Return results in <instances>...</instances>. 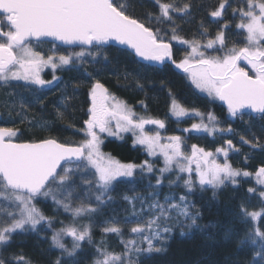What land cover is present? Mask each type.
<instances>
[{
	"label": "snow or ice",
	"instance_id": "1",
	"mask_svg": "<svg viewBox=\"0 0 264 264\" xmlns=\"http://www.w3.org/2000/svg\"><path fill=\"white\" fill-rule=\"evenodd\" d=\"M242 2L246 9H239L240 22L236 27L242 30L246 43L227 47L224 30L217 32L214 38H206L207 42L202 46L199 40L184 39L177 32L173 13L190 15L191 5L154 0L160 13L154 22H170V41H177L191 49L183 60L177 62L173 59L172 44L165 42L161 29L157 27L153 30L141 19L133 17L129 13L131 5L126 0H0V18H3L0 21V84L23 81L41 89L52 88L59 77L53 75L52 80L43 79L41 72L45 68L51 67L54 73L58 67L85 63L86 56L95 58L103 46L116 42L131 49L143 61L160 65L170 61L177 69L187 73L202 92L225 102L230 116L242 118L244 110L249 109L264 119V0ZM227 3L228 0H222L210 15L221 17ZM236 12L233 9L234 15ZM152 22L149 14V23ZM223 27L227 28V23ZM206 32L207 29H204L202 35ZM49 40L82 47L80 51L59 55L56 62L55 55L45 58L33 47V42L45 43ZM208 50L221 54H208ZM242 61L249 67L242 66ZM87 75L91 76V73ZM138 87L143 88L139 84ZM169 94L171 96V92ZM88 96V119L84 121V127L78 129L83 132L84 138L78 143L65 144L54 138L17 142L19 132L16 128L0 127V218L8 217L7 222L0 224V264H31L22 255L6 261L3 254L11 245L15 233L35 232L42 223L52 227V218L46 216L35 203L39 197L51 198L56 206L72 216L71 223L63 225L51 236L52 246L61 251V257L56 259L55 264H62V261L63 264H79L77 252L84 242H92V224H82L80 220L97 212L96 207L84 203V200L94 199L97 205L106 204L114 199L112 193L121 178L133 177L137 168L141 172L153 171V165L148 161L141 165L121 163L103 152L105 134L123 139L122 133H131L134 146H144L150 156L161 155L164 167L160 169L157 185L163 183L164 174L172 172L175 167L178 173L187 174L183 185L188 192L194 191L198 184L201 191L210 188L216 196L228 185L238 186L240 181L237 178L254 176L255 183L260 186L258 195L264 199V166L255 173L233 167L228 160L229 151L239 149L230 139L226 141L227 147H218L215 153L197 145H192L190 153H186L181 136H168L167 142L161 143L159 131L149 133L145 130L149 124L164 129V120L137 116L99 80L90 86ZM20 107H24L22 102ZM170 113L178 122L184 117H199L200 122L183 129L184 132L207 133L209 136L217 132H232L231 128H220L214 114L205 116L198 110H189L175 98H172ZM58 115L63 117V113ZM241 140L249 143L243 137ZM221 155L223 163L217 159ZM77 178L87 187L84 189L85 196L78 198L80 203L73 207L72 195L76 191ZM180 180L181 176L177 175L175 180L169 178V184ZM247 191L253 193L256 189L250 187ZM58 193L62 194V198ZM123 199L132 206V215L137 217L126 218L125 221L134 225L130 232L135 234V238L121 240L124 244L122 253L97 247L93 264H139L138 258L142 253L149 256L165 253L172 233L170 223L183 218L189 228L196 227L201 216L199 211H190L185 195L178 197L179 202L173 196H166L161 202L156 195L150 201L127 195ZM137 199L139 212L136 210ZM241 213L245 218L258 221L264 215V209L249 212L242 205ZM101 230L106 234H122V227L115 220ZM181 235L185 233L181 232ZM67 237L71 238V247L65 243ZM247 238L255 246L253 264H264V231L256 226ZM64 257L71 259L64 260Z\"/></svg>",
	"mask_w": 264,
	"mask_h": 264
},
{
	"label": "trees",
	"instance_id": "2",
	"mask_svg": "<svg viewBox=\"0 0 264 264\" xmlns=\"http://www.w3.org/2000/svg\"><path fill=\"white\" fill-rule=\"evenodd\" d=\"M126 2L131 5L129 13L133 17L141 19L153 30L157 27L161 29L165 42L172 44L174 60L180 62L191 51L187 45L170 41V22L164 21L161 24L154 22L160 14L159 6L154 0H126ZM162 2L181 6L185 3L191 5L190 15L173 13L177 32L186 40H199L202 46L207 42L206 38H214L217 32L224 30L227 47L233 44L243 46L246 43L242 30L236 27L240 22L239 9H246L242 0H228L225 11L219 18L212 17L210 13L219 7L222 0H162ZM233 9L237 10L235 15ZM149 14L152 23H149ZM225 23L228 25L227 28L223 27ZM204 29H207V32L202 35ZM53 45L33 43L34 50L39 51L45 58L81 50V48L63 49L58 46L54 48ZM208 54L221 53H213L211 50ZM84 59L85 63L60 67L54 73L50 69L44 76L45 80H52L53 75L59 77L52 88L41 89L35 85L13 81L7 85L0 84V127L16 128L19 132L17 142L54 138L65 144L78 143L84 138L83 132L78 129H82L84 121L88 119L89 88L99 80L112 95L130 106L137 116L164 120L166 124L164 129H157L155 125L149 124L151 132L159 131L163 136H181L184 141L183 149L186 151H190L192 145L211 152L225 146L221 137L185 134L183 129L191 127L193 123H199L200 119L194 117L178 122L170 113L172 98L189 110H198L205 116L208 113L214 114L219 127L231 128L233 135L236 134L240 141V143L236 142V146L242 148L241 158L238 160L239 163L236 161L238 158H231L232 166L252 173L264 166V122L250 117L247 118L250 120L249 124H246L240 121V116H230L218 99H213L198 89L189 75L176 71L173 64L150 67L138 62L130 52L111 45L103 46V50L95 58L86 56ZM88 73H91V76L87 75ZM138 84L143 88L138 87ZM66 97L68 99H65ZM21 102L24 104L23 108L20 107ZM58 113H63V117L61 118ZM241 137L249 143H244ZM133 141L132 137L123 140L104 138L102 151L121 163L141 165L148 161L153 165V171L149 173L139 170L131 179L123 178L118 181L112 193L114 199L106 204L97 205L94 199L84 200V203L96 207L97 212L80 220L82 224H92V242H84L82 249L77 252L76 258L79 264H93L97 256V247L102 246L110 252L122 253L124 244L121 240L135 238V234L130 232V228L134 225L125 221L126 218L137 217L132 215V206L123 199L125 195L144 197L148 201L156 195L161 202L166 196H173L179 202L178 197L185 195L190 211L201 213L196 227L189 228L187 222H183V218L179 221L174 219L170 223L172 233L167 242V252L153 253L150 256L142 253L138 258L139 264H253L255 246L250 243L247 236L256 226L264 231V215L258 221H252L250 217H243L241 206L243 205L249 212L264 209V199L258 195L260 186L255 183V179L237 178L240 181L238 186L228 185L219 190L216 196H213L210 188L201 191L198 184L194 191L188 192L183 185L182 177L180 181L170 185L169 178L175 180L179 175L176 173V175L165 173L163 183L157 185V179L161 176L160 169L164 167L163 159L151 158L143 147L134 146ZM253 144L258 148L253 147ZM219 161L224 162L223 159ZM75 184L76 191L72 195L73 207L80 203L78 198L85 196L84 189L87 187L81 184L78 178ZM250 187L256 189V192L249 193L247 189ZM57 195L62 198V194ZM35 203L46 216L52 218V227L49 228L46 223H42L35 232L15 233L11 245L3 254L6 261L10 262L13 256L22 255L31 264H55L56 259L61 257V251L51 244V236L54 231L72 222L71 213L56 206L51 198L39 197ZM136 210L137 212L140 210L138 199ZM113 220L121 225V235L106 234L101 230ZM7 221L6 215L0 218V224ZM181 232L185 235H181ZM241 240L244 241L243 244L240 243ZM65 243L71 247V238H65ZM68 259L71 258L64 257V260Z\"/></svg>",
	"mask_w": 264,
	"mask_h": 264
},
{
	"label": "rangeland",
	"instance_id": "3",
	"mask_svg": "<svg viewBox=\"0 0 264 264\" xmlns=\"http://www.w3.org/2000/svg\"><path fill=\"white\" fill-rule=\"evenodd\" d=\"M2 21V20H1ZM201 50H204L203 49V47H201ZM54 51V50H53ZM208 51H211V50H208ZM56 62H58V57H57V61ZM242 63H244L243 61L241 62V64ZM60 67H58L55 71H57L58 69H59ZM50 69H51V67H47V68H45L42 72H41V76H42V78L44 79V76H46V74H48L49 72L48 71H50ZM52 70V69H51ZM53 71V70H52ZM10 82H12V81H10ZM13 82H23V81H13ZM24 83V82H23ZM56 83H57V81H56ZM54 86V85H53ZM46 88V87H45ZM48 88V87H47ZM206 93V92H205ZM207 94V93H206ZM250 116V115H249ZM188 119H190V118H188V117H184V118H182L180 121H186V120H188ZM193 119V118H192ZM240 121L241 122H243V123H246V124H249V119H247V117H245V116H242V118L240 117ZM262 121V120H261ZM189 128H191V127H189ZM221 128V127H220ZM223 129V128H222ZM145 130L146 131H148L149 133H153V132H151V130H150V128H149V126L147 125V126H145ZM184 132V131H183ZM185 134L186 133H188V134H196V135H203V136H205L207 133H196V132H184ZM122 136H123V139L124 138H126V137H132L133 138V140H134V137L132 136V134L131 133H122L121 134ZM160 135H161V133H160ZM236 135V134H235ZM235 135H233V132H231V133H229V132H227V131H224V132H217L215 135H213V136H216V137H221V139H223L222 141H223V144H224V146L225 147H227V144H226V141L227 140H231L232 141V143L235 145V148L236 149H239V151H235V150H230L229 151V156H228V160H229V162H230V159L231 158H238L236 161H238V160H240V158H241V150H242V148L240 147V146H236L237 145V143H240V141H238V136H235ZM161 137H162V139H161V143H166L167 142V137L168 136H163V134L161 135ZM105 138H114V139H117V140H123V139H119V138H117V137H108V136H106V134H105ZM237 142V143H236ZM135 146H137V147H140V148H142L143 147V149L146 151V149L144 148V146H141V145H135ZM264 146V145H263ZM255 148H258V146H256ZM186 153H190V151H186V150H184ZM207 151V150H206ZM209 151V150H208ZM147 152V151H146ZM213 153H215V152H213ZM147 155H149L148 154V152H147ZM150 156V155H149ZM151 158H156V157H159V158H161V159H163V157L161 156V155H156V156H150ZM217 159L218 160H224V158H223V156L221 155V156H218L217 157ZM220 162V161H219ZM163 163H164V160H163ZM237 163H239V161L237 162ZM194 167V166H193ZM140 169L139 168H137V170H136V172H138ZM135 172V173H136ZM249 172H251V171H249ZM171 173H174V175H176V174H179L182 178H186V176H187V174L186 173H178V171L175 169V167L173 168V171L172 172H169V173H167V174H171ZM176 173V174H175ZM253 173H255V172H253ZM132 178V177H131ZM131 178H124V179H131ZM176 178V177H175ZM194 178H196V176H195V172H193V179ZM249 178H253L254 179V176L253 177H249ZM121 179H123V178H121ZM243 179H246V178H243ZM176 221H179V220H176Z\"/></svg>",
	"mask_w": 264,
	"mask_h": 264
},
{
	"label": "water",
	"instance_id": "4",
	"mask_svg": "<svg viewBox=\"0 0 264 264\" xmlns=\"http://www.w3.org/2000/svg\"><path fill=\"white\" fill-rule=\"evenodd\" d=\"M0 21H1V19H0ZM33 43H35V42H33ZM45 43H52V44H54L55 46L61 47V48H63V49H77V48H81V47H82V46H68V45L60 44L59 42L51 41V40H49L48 42H45ZM108 45H111V46H113V47H116V48H119V49L125 50V51L130 52L131 54L134 55V53H133V51H132L131 49L127 48L126 46L119 45V44L116 43V42H110ZM105 46H106V45H105ZM172 51H173V49H172ZM134 56H135V55H134ZM135 57H136V56H135ZM136 58L138 59V62H141V63L147 64V65H149L150 67H161V66H163L164 64H167V63L172 64L170 61H165V63H164L163 65H160V64H156V63H149V62H147V61H143V60L140 59L139 57H136ZM173 65H174V64H173ZM174 67H175V65H174ZM175 69H176V71H178V72H183L182 69H177L176 67H175ZM183 73H184V72H183ZM185 74H187V73H185ZM218 100H219V99H218ZM219 101H220V100H219ZM220 103H221L222 106H224V107L228 110V108H227V104H226L225 102L220 101ZM244 113H246V114H250V115L253 116L254 118L257 117V116H260V114L255 113V112H252V111L249 110V109H245L244 112H243V114H244Z\"/></svg>",
	"mask_w": 264,
	"mask_h": 264
},
{
	"label": "flooded vegetation",
	"instance_id": "5",
	"mask_svg": "<svg viewBox=\"0 0 264 264\" xmlns=\"http://www.w3.org/2000/svg\"><path fill=\"white\" fill-rule=\"evenodd\" d=\"M242 66H244L245 68H248L249 66L248 65H246V64H244V63H242L241 64ZM250 74H252L251 72H250ZM225 109V108H224ZM246 116L245 117H247V118H250V117H252L253 118V116H251L250 114H246V113H244ZM250 115V116H249ZM259 119H261V118H259ZM258 119V120H259ZM255 120H257V119H255ZM263 122H264V119H261Z\"/></svg>",
	"mask_w": 264,
	"mask_h": 264
},
{
	"label": "bare ground",
	"instance_id": "6",
	"mask_svg": "<svg viewBox=\"0 0 264 264\" xmlns=\"http://www.w3.org/2000/svg\"><path fill=\"white\" fill-rule=\"evenodd\" d=\"M148 66H149V65H148ZM219 102H220V101H219ZM220 105H221V103H220ZM221 106H222V105H221ZM222 107L225 108L224 106H222ZM225 110H227V109L225 108ZM243 115H244V114H243ZM259 118H260V116H257V117H255V118L253 117L252 119H257V120H258ZM259 120L261 121V119H259Z\"/></svg>",
	"mask_w": 264,
	"mask_h": 264
}]
</instances>
